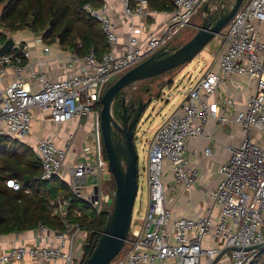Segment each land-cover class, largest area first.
I'll list each match as a JSON object with an SVG mask.
<instances>
[{
  "label": "built area",
  "instance_id": "built-area-1",
  "mask_svg": "<svg viewBox=\"0 0 264 264\" xmlns=\"http://www.w3.org/2000/svg\"><path fill=\"white\" fill-rule=\"evenodd\" d=\"M121 3L123 17L130 21L139 18L141 25L132 26L120 53L116 52L120 37L111 8L104 2L100 7L83 6V11L100 24L106 37L108 47L101 57L94 49L84 56L70 53L63 58L67 59V70L74 68L73 71L52 80L30 64L33 47L42 46L45 55L52 50L42 34H36L33 41L15 39L10 51L0 57V136L21 143L26 141L32 135L34 112L46 116L58 128L74 120L93 118L92 131L79 161L68 170L70 196L51 201L53 214L61 218L65 229L40 226L51 243L13 247L0 255V264L21 262L26 258L35 264H82L85 261L88 231L72 223L69 216L75 201L86 203L96 215L103 212L101 176L108 168V160L97 107L105 87L113 78L123 76L159 50H173L175 38L193 26L192 19L210 0H172L173 8L164 11L151 9L149 0H121ZM210 12L213 15V9ZM156 14H163L166 19L151 30L148 18ZM221 46L216 66L209 68L189 90H183L180 108L166 119L149 143L146 212L139 224L135 222L137 227L125 244V253L113 264L163 261L212 264L227 248H234L224 256L231 264H253L260 252L249 248L264 243V0L243 3L224 34L222 32ZM78 47H82L81 42ZM27 67L31 68L28 72ZM9 70L13 73L10 79ZM232 76L256 80L255 94L242 107L230 96L220 102L211 100ZM230 110H235L232 120L224 115ZM210 119H216L220 125L235 124L246 134L240 145L228 146L229 160L219 169L223 179L211 199L219 206L220 214L217 219L211 212L195 218H171L165 205L168 185L164 177L170 174L185 192L191 190L196 176L188 171L187 141L199 137L212 140L205 130ZM74 138V134H70L61 145L51 137H42L34 145L26 144L40 160L41 180L61 178ZM211 153L210 148L205 150L207 156ZM89 179L95 185L90 186ZM6 184L15 191L21 190L20 182L15 179H8ZM87 188L92 190L90 194ZM73 212L81 216L80 210ZM133 225L134 220L131 228Z\"/></svg>",
  "mask_w": 264,
  "mask_h": 264
},
{
  "label": "trees",
  "instance_id": "trees-1",
  "mask_svg": "<svg viewBox=\"0 0 264 264\" xmlns=\"http://www.w3.org/2000/svg\"><path fill=\"white\" fill-rule=\"evenodd\" d=\"M149 2L153 10L173 8L172 0ZM87 4L100 7L104 1L0 0V21L12 32L27 28L30 24L28 28L33 33L42 34L48 44L58 42L83 56L94 49L101 57L108 44L100 24L83 11V6ZM217 18L213 16V20ZM78 42L82 43L81 48L78 47ZM177 48L174 47L173 50ZM118 99L117 97L114 103L113 114L115 119L120 120L122 99ZM101 109L100 104L97 110ZM40 176L41 163L33 150L8 136H0V235L20 234L36 230L40 226L51 230L65 229L61 218L53 214L51 201L57 196L69 197L68 186L59 178L43 181ZM8 179L19 181L21 190L9 188L6 184ZM88 207L83 202L75 201L69 216L72 223H78L88 231V241L84 247L85 258L97 245L111 212L96 215ZM75 209L81 211V216L74 215ZM253 264H264V250L258 253Z\"/></svg>",
  "mask_w": 264,
  "mask_h": 264
},
{
  "label": "crops",
  "instance_id": "crops-1",
  "mask_svg": "<svg viewBox=\"0 0 264 264\" xmlns=\"http://www.w3.org/2000/svg\"><path fill=\"white\" fill-rule=\"evenodd\" d=\"M103 1L105 3H108L111 8L113 20L115 21V30L120 37V44L117 47L116 52L120 53L121 45L127 41L130 29L132 28V26H134L135 28H139L141 25V20L139 18H134L132 21H130L129 19L124 18L121 0ZM132 4L135 5V1H132ZM165 19L166 18L163 14H156L151 16L150 18H148L150 29L154 30L158 28L159 25L165 21ZM201 25L202 24H196L190 28L194 32V35L196 34L195 32H197V28ZM35 36L36 33H33L31 30L18 31L15 37H11L10 39H13V41H15V39L22 40L25 38L33 41V38H35ZM6 43H2L0 41V51ZM46 44L48 46H52L50 54L45 55L42 46H35L31 49L30 64L31 68L35 67L34 69L46 73L48 78L51 80L60 78L64 76L65 73L73 71L74 68H69V70H67L68 62L67 59L63 57L69 55L70 53H75L78 56H83L76 53V51H74L73 49L63 47L58 42L55 44ZM213 56L215 59L212 62L210 68L215 67L217 64L216 55ZM24 64H27L26 60H24ZM31 68L27 67L26 72L31 70ZM8 75L9 79L12 78L13 73L11 70H9ZM255 92L256 80L247 77L232 76L230 80L226 81L225 85H222L217 90L211 100L213 102H220L223 100V98L230 96L234 99V102L238 107H242L246 104L248 98L254 95ZM183 99L184 98L182 95V102ZM180 106L177 107V110L180 108ZM234 111L235 110L226 111L224 112V115L232 120ZM92 126L93 118L91 117L90 119L83 121L74 120L70 123L65 124L61 128H58L52 125V123L48 118H46V116L34 112L32 135L22 144L34 145L37 140L42 137H51L61 145L70 134H74L75 138L73 147L62 171L61 178L58 177L59 180L66 183L67 185V180L69 178L68 170L78 163L81 150L85 144L86 138L92 131ZM205 130L211 135L212 140H208L205 137H199L187 141L185 158L189 161V164L187 166L188 171L189 173L194 172L196 176V181L191 190L189 192H185L183 188L174 183L173 178L170 174H167L164 177V182L168 185L165 205L170 211L171 218H195L198 215L207 216L211 212L212 217L214 219H217L220 214L219 206L215 205L213 200L211 199V194L215 192V190H217L223 179V176L220 174L219 169L229 160L230 152L228 150V146L240 145L245 139L246 134L239 126L230 122L220 125L216 119L208 120L207 124L205 125ZM253 134H256V131H253ZM208 148H210L212 152L210 156H207L205 154V150H207ZM88 183L90 186L95 185L92 179H89ZM108 183L110 188H106V190L108 191L107 194L103 193L102 213L108 211L107 206H109L113 201L110 193L115 192V189L111 186V179L108 181ZM101 189L104 192V188L101 187ZM91 212L94 211L91 210ZM141 220L142 219L138 220L136 224H139ZM45 237L46 233L42 232L39 228L20 234L0 235V255L13 247H17L20 245L33 246L51 243V241L47 240ZM11 264L35 263L31 259L26 258L21 262H13ZM158 264H174V262L163 261L159 262ZM218 264H231V262L228 257H224Z\"/></svg>",
  "mask_w": 264,
  "mask_h": 264
},
{
  "label": "water",
  "instance_id": "water-1",
  "mask_svg": "<svg viewBox=\"0 0 264 264\" xmlns=\"http://www.w3.org/2000/svg\"><path fill=\"white\" fill-rule=\"evenodd\" d=\"M245 1L235 0L231 8L226 10L225 0H210V2L219 3L221 7L216 20H213L209 6L206 5L204 12L208 16L188 42L175 50H159L148 60L118 78L103 94L100 111L101 131L108 160V171L115 182L114 207L108 215L97 245L85 259L84 264H111L118 257L128 240L138 195V153L135 137L149 103H144L141 98L138 106H135L136 103L127 106V100L123 97L122 112L120 113V122H118L113 114V106L117 97L131 85L155 78L188 64L213 39L221 36ZM29 26L30 24H28ZM13 45V39H9L1 49L0 57L7 54ZM116 133L120 135L121 140L118 139ZM233 250L234 248L225 249L212 264H218L226 254ZM249 250L263 251L264 243L249 248Z\"/></svg>",
  "mask_w": 264,
  "mask_h": 264
},
{
  "label": "rangeland",
  "instance_id": "rangeland-1",
  "mask_svg": "<svg viewBox=\"0 0 264 264\" xmlns=\"http://www.w3.org/2000/svg\"><path fill=\"white\" fill-rule=\"evenodd\" d=\"M235 0H225V9L228 10L234 4ZM210 9H213V16L218 17L220 12V4L210 2L208 4ZM1 14V13H0ZM206 19L204 8L192 19V25L202 24ZM6 27L0 21V41L6 43L11 37H15L18 33L10 30H5ZM19 31H30V29L24 28ZM196 33V32H195ZM224 34V31H223ZM194 35V32L190 28L184 29L174 40V47H180ZM221 47V36L213 39L206 48L198 54L188 64L181 66L177 69L169 71L163 75L155 78L138 82L130 87L126 88L118 96V100L121 101L123 97L126 98L127 103L129 101L133 103L138 102V97H141L145 102H149V105L141 119V122L137 128L135 137L136 150L138 153V176H139V193L136 198L133 220L134 225L130 229L129 236L138 220L142 219L146 212V204L148 200V187L146 176V164L148 159L149 143L152 141L154 134L165 123L166 119L173 115L180 106L183 90L190 89V86L198 83L204 74L210 68L214 61V56L217 55ZM120 76L113 78L105 87V91L110 88ZM100 112V111H99ZM120 122L119 120H117ZM102 187L103 193H108L106 188L109 187L108 181L112 180V187L115 189L114 178L108 171V168L102 173ZM92 190L87 188V193H91ZM112 196V203L107 206L108 211H112L114 207V192L110 193ZM91 212L92 208L88 207ZM93 211V210H92ZM129 237V238H130ZM125 253V247L118 255L122 256ZM117 257V258H118ZM116 258V259H117ZM115 260L111 262L114 263Z\"/></svg>",
  "mask_w": 264,
  "mask_h": 264
},
{
  "label": "flooded vegetation",
  "instance_id": "flooded-vegetation-1",
  "mask_svg": "<svg viewBox=\"0 0 264 264\" xmlns=\"http://www.w3.org/2000/svg\"><path fill=\"white\" fill-rule=\"evenodd\" d=\"M140 99H141V97H138V102L135 104V106H138L139 105V102H140ZM122 102V101H121ZM143 102L144 103H147V102H145L144 100H143ZM133 102H131V101H129L128 103H127V106H129V105H131ZM149 103V102H148ZM120 106H121V104H120ZM120 121V120H119ZM137 133V132H136ZM116 135H117V137H118V139L119 140H121V137H120V135L118 134V133H116Z\"/></svg>",
  "mask_w": 264,
  "mask_h": 264
}]
</instances>
